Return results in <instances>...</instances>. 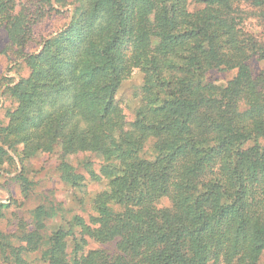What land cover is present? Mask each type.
<instances>
[{
    "label": "trees",
    "instance_id": "1",
    "mask_svg": "<svg viewBox=\"0 0 264 264\" xmlns=\"http://www.w3.org/2000/svg\"><path fill=\"white\" fill-rule=\"evenodd\" d=\"M51 1L0 0L3 52L29 71L0 92L10 102L0 165L18 160L26 193V161L55 151L62 182L85 186L82 166L104 184L86 219L47 234L57 211L41 204L14 240L0 233V264H264V73L244 63L229 20L238 0H55L73 5L69 24L26 51L35 24L63 13ZM233 67L225 86L206 80ZM134 69L143 77L128 120L117 92ZM78 154L97 162L75 165Z\"/></svg>",
    "mask_w": 264,
    "mask_h": 264
},
{
    "label": "rangeland",
    "instance_id": "2",
    "mask_svg": "<svg viewBox=\"0 0 264 264\" xmlns=\"http://www.w3.org/2000/svg\"><path fill=\"white\" fill-rule=\"evenodd\" d=\"M68 1L74 2L75 0ZM51 3L55 10L59 8L55 0H52ZM200 7L201 5L190 2L186 9L193 13ZM59 9L63 13L49 11L35 24L31 43L26 47V51L32 52L41 49L43 46L41 42L44 37L50 34L54 35L64 24H69L73 5L67 4ZM229 20L234 24L238 38L243 40L247 47L244 63L249 66L251 77L261 76L264 73V57H260L259 53L261 50L264 51V6L255 5L248 0L235 1L233 11L229 14ZM250 40L257 44L261 50L256 53L251 52L247 46ZM6 43V32L3 27H0V92L4 89V83L16 81L19 76L25 77L29 72L24 65L17 66L16 63L12 62V56L10 58L6 56L3 52ZM21 61L18 60V62ZM237 72V67L210 69L206 73V80L215 85L225 86L228 81L236 76ZM142 77L143 74L138 69H134L117 92V99L128 120L132 119L134 109L139 104ZM9 104V99L5 95L0 96V123H6L4 113ZM245 107L244 104H241L240 109L243 110ZM260 142L264 144V140H260ZM147 151L149 153V149ZM85 157L97 162L93 156L83 154L72 155L70 160L73 164L78 165ZM14 159L15 165H9L8 162L0 165V203L6 205L0 208V233L8 236V239H15L13 233L17 232L24 223L30 222L32 210L41 204L54 206L57 211L55 217L47 220V234L60 223L67 225L66 221L71 220L74 215L86 219L91 213V198L102 188L104 183L89 180L82 166L78 167V171L85 174V186L72 187L62 182L59 177L57 152L40 153L25 163V174L31 181L30 188L25 193L22 191L20 183L14 179L18 171L21 170L20 163L15 157ZM157 205L159 207L169 206L170 202L163 197ZM69 244L71 243L69 242ZM98 246L105 247L93 241L89 242L88 247L96 248ZM29 260L31 264L38 263L35 257H31ZM261 262L264 263V254L261 256Z\"/></svg>",
    "mask_w": 264,
    "mask_h": 264
}]
</instances>
